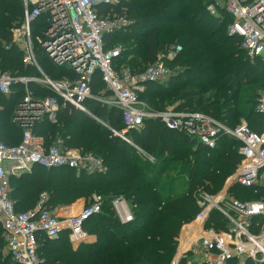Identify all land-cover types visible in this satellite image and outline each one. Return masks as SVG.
Here are the masks:
<instances>
[{
    "label": "trees",
    "instance_id": "trees-1",
    "mask_svg": "<svg viewBox=\"0 0 264 264\" xmlns=\"http://www.w3.org/2000/svg\"><path fill=\"white\" fill-rule=\"evenodd\" d=\"M212 4L218 15L208 11ZM97 8L100 15L113 9L134 19L132 25L105 35V49L117 40L134 37L144 50L134 49L137 43L124 48L115 61L118 70L127 64L132 73L142 72L171 45L182 47L173 60L166 61L168 67L177 68L169 82L148 83L140 93V99L153 104V109L200 111L230 127L245 120L253 130H264V115L255 111L258 93H264V61L253 64L243 57L242 38L228 33L233 16L216 0H121L118 5L100 4ZM23 19V0H0V74L41 78L35 66L23 62L21 49L12 41L11 29L21 26ZM36 53L42 71L51 79L76 78L73 70L55 65L38 46ZM130 56H135L137 63L128 61ZM28 88L34 98L54 96L59 104L57 122L45 115L34 122L35 134L44 136L48 145L59 136L66 147L93 153L108 166L105 174H88L65 166L35 165L11 177L10 197L20 212L35 210L45 194L52 210L94 194L104 199L102 211L84 224V230L97 235V241L74 250L67 234L55 240L39 236V264H171L182 226L200 210L195 192L200 188L212 194L221 190L240 162V143L221 137L213 149L202 143L193 145L185 132L169 129L160 120L146 119L140 129L127 134L136 147L111 130L124 128L118 108L87 100L92 117L65 105L42 83L32 81ZM93 89L95 94L105 89L99 73L93 78ZM25 96L22 84L14 85L9 96L0 92V137L7 145H18L22 140L24 128L14 117ZM2 99L6 103L1 104ZM230 192L242 201L257 198L252 189L238 184ZM119 196L135 205L134 219L125 224L112 208L111 201ZM196 225L200 228L199 219ZM206 227L219 231L227 229L228 222L213 211ZM3 233L0 224V264H16L4 252ZM179 264L201 263L189 253Z\"/></svg>",
    "mask_w": 264,
    "mask_h": 264
},
{
    "label": "built area",
    "instance_id": "built-area-1",
    "mask_svg": "<svg viewBox=\"0 0 264 264\" xmlns=\"http://www.w3.org/2000/svg\"><path fill=\"white\" fill-rule=\"evenodd\" d=\"M224 7L233 16L228 27L229 35L242 38V47L248 57H264V0H223ZM121 0H23L24 19L21 26L11 29L13 43L23 53V62L35 66L43 77L17 76L10 72L0 74V92L9 96L13 86L22 84L26 96L16 109L14 121L24 128L18 145H7L0 137V224L8 254L16 264H39V236L57 239L63 230L69 231L72 243L80 244L88 239L85 222L102 211L104 199L95 194L85 204L79 198L70 206V216L60 217L47 206L45 196L38 207L29 211H17L10 197V173L20 175L33 166L44 168L70 167L88 174H105L108 166L103 159L79 148H68L61 137L47 144L44 136L33 132V124L48 115L57 122L59 104L54 96L36 99L28 84L36 81L44 84L64 102L95 117L86 105L95 100L102 105L118 108L122 112L124 128L111 129L113 133L135 145L127 134L140 129L146 119L160 120L167 128L185 132L213 149L221 137L239 142L240 162L225 183V189L217 194L203 191L196 195L201 228L183 225L176 254L171 264H179L191 253L201 264H262L264 263V130L257 132L243 120L235 127L200 111H177L174 107L155 110L140 99L146 85L163 81L171 76L167 60H173L182 50L171 45L156 60L139 73L128 68L116 69L115 61L122 55V45L105 49V35L132 25L134 19L114 13H98L100 4L118 5ZM217 2V0H216ZM218 4V3H217ZM208 9L217 14L214 4ZM40 47L52 62L76 73V78L65 76L53 80L38 63L36 47ZM9 46L7 45L6 48ZM99 73L105 89L95 94L93 78ZM255 111L264 115V93H258ZM140 149V148H139ZM152 160V159H151ZM234 184L252 189L254 199L242 201L228 198ZM82 205L79 207V203ZM112 208L122 224L134 219L135 206L124 196L114 198ZM218 211L228 222V228H207L211 213ZM187 228V229H186ZM183 241L186 248L179 255Z\"/></svg>",
    "mask_w": 264,
    "mask_h": 264
},
{
    "label": "rangeland",
    "instance_id": "rangeland-1",
    "mask_svg": "<svg viewBox=\"0 0 264 264\" xmlns=\"http://www.w3.org/2000/svg\"><path fill=\"white\" fill-rule=\"evenodd\" d=\"M217 3L220 5V6H223L224 5V1L223 0H217ZM208 9V8H207ZM208 11L210 12V13H212L209 9H208ZM134 43H137L133 48L134 49H138L139 50V52L140 53H143L144 52V50H143V48H142V45H141V42L139 41V40H137L136 38H129V39H124V38H122V39H120V40H117V42H116V44H118V45H122V49H124V48H126V47H128L129 45H133ZM243 57H248L247 55H246V53L244 52L243 53ZM250 60H251V62L253 63V64H256V63H258L259 61H264V57H262V58H258V59H251L250 57H248ZM133 60L134 61V63L136 62L137 63V59H136V57L135 56H130L127 60L129 61V60ZM123 68H129L128 67V65L127 64H123V66H122ZM169 68L171 69V74L172 73H174L175 71H176V67H174L173 65H170L169 66ZM41 73V72H40ZM23 74H27V75H30V71H24L23 72ZM41 77H43V74L41 73ZM40 78V77H39ZM170 77H168V78H166L165 80H163L162 82H165V83H168L169 81H168V79H169ZM53 80H55V79H53ZM247 84V83H246ZM188 88H192L193 86H187ZM3 100V99H2ZM3 103H6L4 100L1 102V104H3ZM151 108L153 107V104H151L150 102H149V104H148ZM148 157H149V159L151 160H155L154 159V157L153 156H151V155H147ZM13 176V174H11L10 173V175H9V181L11 180V177ZM229 177V176H228ZM227 179V178H226ZM11 183V182H10ZM225 183H226V181H225ZM225 189V184L223 185V187L221 188V190H224ZM205 189H202V188H200L198 191H196L195 192V195H198L199 193H202L203 191H204ZM221 190H219L218 192H220ZM206 191V190H205ZM208 192V191H207ZM217 192V193H218ZM217 193H213V194H217ZM95 195V194H94ZM93 195V196H94ZM45 196V199H49V195L48 194H45L44 195ZM228 198H227V200H229L230 198H232V197H235V198H237L236 196H235V194H234V192H228ZM92 197V196H91ZM91 197H83V198H85V204L87 203V202H89V200H90V198ZM82 198V197H81ZM80 198V199H81ZM238 199V198H237ZM129 201V200H128ZM130 202V201H129ZM131 203V202H130ZM82 205V202L81 203H79V207ZM133 204V203H132ZM134 205V204H133ZM135 206V205H134ZM196 216H197V214L195 215V217H194V219L191 221V222H189V223H187L186 225H191V226H187V228H195V224H196V221H198V218H196ZM200 223V222H199ZM198 224V223H197ZM207 224V223H206ZM196 226H198V225H196ZM183 227V226H182ZM186 228V229H187ZM200 228H201V226H200ZM182 229V228H181ZM216 229V228H215ZM217 230V229H216ZM182 232V231H181Z\"/></svg>",
    "mask_w": 264,
    "mask_h": 264
},
{
    "label": "crops",
    "instance_id": "crops-1",
    "mask_svg": "<svg viewBox=\"0 0 264 264\" xmlns=\"http://www.w3.org/2000/svg\"><path fill=\"white\" fill-rule=\"evenodd\" d=\"M81 205V204H80ZM70 206L71 205H68V206H63V207H60V208H58V209H56V212H57V214L60 216V217H68V216H70ZM67 234L66 236H67V238H68V241H69V243L71 244V246H72V248L74 249V250H76V249H78L81 245H83V244H91V243H95L96 241H97V239H98V237H97V235H95V234H90V233H88V239L85 241V242H82V243H80V244H74V243H72L71 242V240H70V237H69V231L67 230V229H65V230H63L62 231V233H61V235L62 234ZM55 240V239H54ZM4 252H5V254L6 255H9L8 254V251H7V247L5 246V249H4Z\"/></svg>",
    "mask_w": 264,
    "mask_h": 264
},
{
    "label": "bare ground",
    "instance_id": "bare-ground-1",
    "mask_svg": "<svg viewBox=\"0 0 264 264\" xmlns=\"http://www.w3.org/2000/svg\"><path fill=\"white\" fill-rule=\"evenodd\" d=\"M185 248H186V242L183 241V244L181 245L180 250H179V255H178V257L181 255L182 251H183Z\"/></svg>",
    "mask_w": 264,
    "mask_h": 264
},
{
    "label": "water",
    "instance_id": "water-1",
    "mask_svg": "<svg viewBox=\"0 0 264 264\" xmlns=\"http://www.w3.org/2000/svg\"><path fill=\"white\" fill-rule=\"evenodd\" d=\"M231 36H234V35H231ZM15 115H16V112H15ZM191 142L193 145H196L198 143L197 139H193Z\"/></svg>",
    "mask_w": 264,
    "mask_h": 264
}]
</instances>
